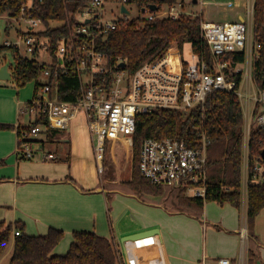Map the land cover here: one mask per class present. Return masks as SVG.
<instances>
[{
  "label": "built area",
  "instance_id": "obj_1",
  "mask_svg": "<svg viewBox=\"0 0 264 264\" xmlns=\"http://www.w3.org/2000/svg\"><path fill=\"white\" fill-rule=\"evenodd\" d=\"M42 2L26 0L18 16L0 15L5 21L0 44L8 47L5 54L11 77L16 56L35 59L43 66L42 75L35 81L39 84L37 92L19 109V114H28L30 120L16 125L15 154L18 157L30 160L39 155L43 161L56 159L44 149L39 134L45 128L68 130L70 122L80 117L88 126L91 139H95V156L100 161L107 144L112 150L116 141L129 148L140 112L174 109L187 113L204 104L212 91L232 92L239 100L243 115L241 201L246 204L248 185L264 184V157L261 156L264 143L259 156L253 159L249 156L251 130L264 127V88L258 87L253 73L260 49L253 38L254 0L244 2L241 20L212 21L199 13H190L200 17V32L211 54L210 63L191 50L188 59L183 58L178 47L171 45L160 58L143 63L131 73L125 69L126 64L119 66L126 60L118 59L110 64L96 44L109 30L129 20L121 11L122 5L126 7L124 0H86L75 13L66 12L63 21H49V29L62 26V33L55 37L40 33L47 29L42 19L35 16ZM109 3H116L119 16L106 7ZM213 3L221 9L235 4L232 0ZM143 12L146 15L142 18L146 21L162 17L175 20L181 14H189L180 4L163 7L161 11L145 7ZM170 50L176 55L174 62L169 57ZM236 52L243 53L242 62L226 57ZM6 61H1L0 65ZM61 73L78 79L75 100L59 99L57 79ZM41 116L46 124L34 123ZM206 145L203 131L196 132L191 143L177 137L146 138L139 150L140 174L150 183L205 199ZM13 234L18 235L19 230L14 228ZM0 264H3L1 260ZM202 264L233 263L229 257H217Z\"/></svg>",
  "mask_w": 264,
  "mask_h": 264
},
{
  "label": "trees",
  "instance_id": "obj_2",
  "mask_svg": "<svg viewBox=\"0 0 264 264\" xmlns=\"http://www.w3.org/2000/svg\"><path fill=\"white\" fill-rule=\"evenodd\" d=\"M26 0H0V15L18 16ZM86 0H43L35 16L42 19L46 30L41 35L58 36L62 26L48 28L50 20L63 21L66 12L75 13L85 5ZM183 0H124L126 5H134L140 11L142 7L155 4L157 10ZM253 38L260 44L255 60L254 77L258 87L264 88V0H254ZM189 44L190 50L207 63L211 61L208 46L201 36L200 17L181 14L178 19L156 18L146 21L142 17L129 19L116 28L109 30L104 38L97 41V48L110 64L124 59L125 69L131 73L145 62L160 58L171 45H176L183 57V45ZM0 44V60L8 58ZM169 55L174 62L175 53ZM233 62H242L243 53H230ZM3 58V60H2ZM184 58V57H183ZM0 61V62H1ZM3 63V62H2ZM186 63L184 62V65ZM43 66L35 59L16 56L13 59L12 81L16 87H22L31 80L36 81L42 75ZM235 79H238V75ZM39 84L35 83V92ZM79 82L76 76L59 74L57 90L59 99L75 100L78 96ZM34 92V93H35ZM28 103V102H26ZM36 124H46L44 116L35 120ZM10 125L0 124V128ZM243 115L237 96L232 92L215 90L208 94L204 104L184 113L174 109H158L136 116L135 130L131 137V167L125 184L135 192L159 195L162 186L150 183L139 171V150L146 138L163 139L177 137L189 143L196 138V132L203 131L207 138V179L205 199L179 194L178 203L183 209L200 214L205 202L219 204L230 203L236 209L241 208V164ZM46 139L50 140L54 130L45 128ZM264 143V127L253 128L249 139V156L253 159L260 155ZM224 188H227L224 189ZM181 192V190H180ZM264 208V184L248 185L246 198V228L249 240H256L254 234L255 218ZM19 230L18 235L13 229ZM63 238V231L49 228L45 235H28L20 222L0 221V258L7 246L11 253L7 264H124L119 246L114 237L107 238L90 231H74L65 254H53V249ZM257 252L248 247L247 264H256Z\"/></svg>",
  "mask_w": 264,
  "mask_h": 264
},
{
  "label": "crops",
  "instance_id": "obj_3",
  "mask_svg": "<svg viewBox=\"0 0 264 264\" xmlns=\"http://www.w3.org/2000/svg\"><path fill=\"white\" fill-rule=\"evenodd\" d=\"M183 1L180 5L182 10L188 0ZM193 1L190 0V7L199 5L198 12H194L199 13L202 18L220 21L241 20L243 4L246 0H232L235 4L229 9H221L213 5V2L217 0ZM8 82L13 83L12 77L7 81L0 80V124L11 126L0 128V221L20 222L24 225V233L34 236L45 235L49 228L54 227L63 231L68 241L72 240L71 235L74 231H92L107 238L114 237L124 264H194V262L202 264L203 261H207V258H211L207 254L192 256V254L170 249L171 233L165 228L167 219L183 211L191 214L189 209L177 210L163 203L159 207L162 209L160 220L164 226L153 220L137 222L133 217H128L129 219L126 220L125 215H121L116 221V228L107 227L102 196L103 193H107V189L102 187L94 163L87 165L82 160L76 161L74 153L77 148L75 150L74 147L79 144L75 145L70 141L67 132L69 129L54 130L50 140L46 139L44 132L38 136L43 142L44 149L53 153L56 159L60 152L61 159H64L65 163H58L56 159H51L54 160L52 163L34 167L31 163L25 162L27 159L18 157L15 154L16 125L17 123L24 125L30 120L28 114H19V109L33 97L35 84L32 92L27 93L24 92L23 87H16L13 83L16 87L14 89L7 84ZM83 144V142L80 143L81 150L86 149ZM83 184L85 188L82 187ZM131 194H133L131 197L139 201L143 200L140 195L133 192ZM129 203L133 206L139 205L138 201ZM245 209L246 204H243L240 209L235 208L234 214L238 213L240 225H236L235 219L232 226L234 235L230 237L236 244L237 235H239L242 245L246 247V253L243 247L240 261H237L234 244L235 247L217 254L229 257L233 264H242L245 259L247 260V249L250 247L257 252L259 260L264 264V208L255 218L256 240L248 239ZM193 214L195 217L199 215L195 212ZM9 246L11 248V245ZM57 246L53 249V254H65L68 250L67 248L62 253V248L57 249Z\"/></svg>",
  "mask_w": 264,
  "mask_h": 264
},
{
  "label": "rangeland",
  "instance_id": "obj_4",
  "mask_svg": "<svg viewBox=\"0 0 264 264\" xmlns=\"http://www.w3.org/2000/svg\"><path fill=\"white\" fill-rule=\"evenodd\" d=\"M115 4L116 3H109L106 5V7L110 8V10L112 8L113 12H115V16H119V12L118 9L115 8ZM189 4L190 0L186 2V6L183 5L184 10L189 12L187 15H191L190 13L196 14V12L199 10V5L190 7ZM126 8L128 11L126 13L128 19H134L146 15V13L141 12L134 5L128 4L126 5ZM4 22L2 19H0V31L4 28ZM182 52L183 57L188 59L190 52L189 44L186 43L183 45ZM7 84L13 86L14 89L16 88L13 83L8 82ZM34 84V80L26 82V84L22 86L24 92L31 93L32 88L34 89ZM79 118L80 117H76L70 122V127L67 131L68 137L75 145H77V143L79 144L78 146L74 145L75 150L77 148V151L74 153V155L76 154V161L79 162V160H82L87 165H89V163L93 165L94 163L99 181L102 187L107 189V193L102 194L105 205V222L107 227L116 228V221L121 215H125L124 217H126V220L129 219L128 217L135 218L137 222L138 220L140 222L153 220L155 223L164 226V223L160 220L162 209H160L159 206L165 203L170 208L180 210L181 206L178 203L177 197L179 194L184 195V193L180 192V190L177 188L163 187L159 195H151L147 193L135 192L125 184H122V182L128 179L130 175L131 144L129 145V148H126L120 142L116 141L113 146V150L112 148H109L107 144L105 147V153L102 156V160L98 161L94 151L95 139H91L87 128L88 126L86 123H84L82 118H80L81 121H79ZM15 120L17 122V113ZM81 142L84 143L83 146L86 148L85 150H81ZM39 157L40 156L37 155L35 158L26 160L25 162L28 164L31 163V165L34 167H39L42 164H46L48 162L52 163V161H54H43L39 159ZM56 161H58V163H65L64 159H61L60 152L58 153V158ZM99 168L101 169L100 171ZM84 185L85 184H83L82 187L85 188ZM132 192L140 195L143 200L140 199L139 201L137 198L131 197V195H133L131 194ZM128 201L132 203L133 201H138L139 205L133 206ZM243 204L244 203L241 201V206H243ZM190 212L191 214H188L183 211L178 213L179 215L171 216V218L167 219V227L165 226V228L169 231V233H171L169 244L170 249L172 248L173 251L185 252L188 253V255L192 254V256H201L202 254H207L210 255L212 259L207 258L206 262H210L217 257L223 256L222 254L217 253H224V250L234 246L235 242L230 237L231 235H234L232 226L235 219L237 220L236 225H240V221L238 219V213L234 214V212H236L235 208L230 203L225 202L223 204H219L215 201H207L205 202L198 216H194V211L191 210ZM70 241H68V238L63 235V238L59 242L57 249L62 248V253L65 252ZM242 244L243 243L241 242L239 235H237V241L235 244L237 261H240L239 259L241 251L244 247ZM243 250L246 253V247H244ZM10 251V246H7L2 257L0 258V260L2 259L3 264L8 263ZM210 252H214V254H209ZM195 263L196 262H194V264ZM242 264H247L246 259L242 262Z\"/></svg>",
  "mask_w": 264,
  "mask_h": 264
},
{
  "label": "water",
  "instance_id": "obj_5",
  "mask_svg": "<svg viewBox=\"0 0 264 264\" xmlns=\"http://www.w3.org/2000/svg\"><path fill=\"white\" fill-rule=\"evenodd\" d=\"M196 0H194L193 2H195ZM148 9L151 10V11H156L158 8L155 4H150L148 6ZM121 11L124 12V13H127V8L122 5L121 6ZM145 11V7H142L141 8V12ZM119 66L120 67H124L125 66V63L124 62H121L119 63ZM11 78V73L9 71V61H6L5 63H3L2 65H0V80H10ZM261 156L264 157V150L261 152ZM256 264H262V262L260 260H257L256 261Z\"/></svg>",
  "mask_w": 264,
  "mask_h": 264
},
{
  "label": "bare ground",
  "instance_id": "obj_6",
  "mask_svg": "<svg viewBox=\"0 0 264 264\" xmlns=\"http://www.w3.org/2000/svg\"><path fill=\"white\" fill-rule=\"evenodd\" d=\"M169 57H170L171 61H173V59H172V57L170 55H169Z\"/></svg>",
  "mask_w": 264,
  "mask_h": 264
}]
</instances>
